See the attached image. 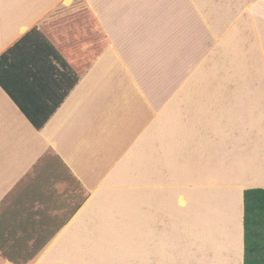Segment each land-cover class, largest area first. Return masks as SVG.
<instances>
[{
    "label": "crops",
    "instance_id": "obj_1",
    "mask_svg": "<svg viewBox=\"0 0 264 264\" xmlns=\"http://www.w3.org/2000/svg\"><path fill=\"white\" fill-rule=\"evenodd\" d=\"M72 1L0 0V56ZM254 8L248 63L264 84ZM119 50L41 130L0 87V264H264V104L161 102Z\"/></svg>",
    "mask_w": 264,
    "mask_h": 264
},
{
    "label": "rangeland",
    "instance_id": "obj_2",
    "mask_svg": "<svg viewBox=\"0 0 264 264\" xmlns=\"http://www.w3.org/2000/svg\"><path fill=\"white\" fill-rule=\"evenodd\" d=\"M72 3L77 12L90 10L101 28L105 26L108 47L114 40L119 53L129 55L128 66L147 74L142 82L159 89L161 102L219 110L230 104H264L263 81L248 63V45L257 36L255 0ZM221 114L224 120L230 118ZM127 182L135 177L129 175Z\"/></svg>",
    "mask_w": 264,
    "mask_h": 264
},
{
    "label": "trees",
    "instance_id": "obj_3",
    "mask_svg": "<svg viewBox=\"0 0 264 264\" xmlns=\"http://www.w3.org/2000/svg\"><path fill=\"white\" fill-rule=\"evenodd\" d=\"M107 47V35L90 10L75 12L34 28L3 53L0 87L41 130Z\"/></svg>",
    "mask_w": 264,
    "mask_h": 264
}]
</instances>
